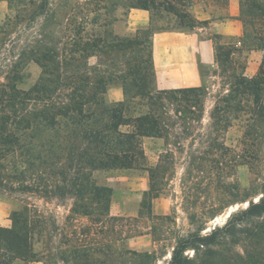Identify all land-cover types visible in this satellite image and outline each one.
I'll use <instances>...</instances> for the list:
<instances>
[{"label": "rangeland", "instance_id": "rangeland-1", "mask_svg": "<svg viewBox=\"0 0 264 264\" xmlns=\"http://www.w3.org/2000/svg\"><path fill=\"white\" fill-rule=\"evenodd\" d=\"M144 6L150 24L129 26L128 11ZM177 8L196 16L201 9L208 12L212 7L201 0H183ZM173 10L175 0H0V74L20 60L17 86L29 89L41 73L40 66L30 58L33 50L41 45L60 47L70 26L66 17L70 16L87 33L91 29L102 31L106 25L114 34L143 41L136 47L84 54L80 63L85 72L111 77L114 83L107 87L122 88L117 74L124 70L126 61L140 59L149 67L147 85L154 93L159 89L154 84L151 35L153 31L181 29ZM216 40L237 44L229 36ZM253 50L259 52L251 55L250 49L242 47V52L227 63L224 74L216 63L199 64L203 84L200 90L187 92L194 100L188 105L165 104L162 108L165 119L173 125L168 134L142 139L145 165L158 164L160 168L154 181L157 195L151 200L143 198L149 188L148 171L146 174L136 169L94 172L95 181L110 186L112 194L107 210L102 214L95 210L92 216L71 212L72 198L44 197L18 189L0 193V226L9 227L11 212L24 204L36 222L32 258L14 259L12 252L0 246V264H165L176 235L192 229L188 218L192 212L203 217L205 227H212L246 206L241 201L244 193L256 199L264 183V113L251 131L255 146H244L245 115L234 108L223 110V98L237 93L230 90L229 74L242 72L252 77L261 66L264 49ZM124 84V99L133 106L138 102V98H132L136 86L130 77ZM234 97L239 100V96ZM260 100L264 104V90ZM220 144L224 147L219 148ZM214 157L219 161L213 162ZM235 241L227 237L226 246L234 244L233 250L238 248ZM213 264H219L217 259Z\"/></svg>", "mask_w": 264, "mask_h": 264}, {"label": "trees", "instance_id": "trees-1", "mask_svg": "<svg viewBox=\"0 0 264 264\" xmlns=\"http://www.w3.org/2000/svg\"><path fill=\"white\" fill-rule=\"evenodd\" d=\"M181 1L175 0L172 11L179 28L192 31L207 23V19L200 20L179 10L177 5ZM201 1L212 7L208 10L212 18L227 16L229 0ZM237 17L243 24L240 45L217 41L221 35L212 37L215 63L222 74L228 70L227 63L233 56L242 52V47L264 49V0H238ZM66 19L70 20V26L60 47L41 45L33 50L30 58L40 66L41 73L29 89L17 86L20 60L0 74V193L18 189L44 197L72 198L71 212L92 216L95 210L98 214L107 210L112 194L110 186L95 181V171L146 169L149 188L143 198L151 200L157 195L154 181L160 168L158 164L145 165L142 139L168 134L173 125L165 119L162 108L165 104L188 105L194 98L187 92L200 90L201 86L153 93L147 85L146 61L135 59L125 62L117 78L122 80L125 95L124 83L130 77L136 86L132 98H138V102L133 106L128 99L109 102L105 92L114 79L85 72L81 57L140 46L143 41L114 34L106 25L102 31L91 29L87 33L79 22L72 21L70 16ZM229 77L230 90L237 93L223 98V110L234 108L245 115L242 144L255 146L251 131L255 120L264 113L260 100L264 90V60L252 77L242 72H233ZM250 101L252 105L245 106ZM241 201L246 206L231 212L221 225L213 227H205L203 217L192 212L188 217L192 229L176 235L165 264H213L216 259L219 264H264V183L256 199L244 193ZM10 220L9 227L0 226V246L12 252L14 259L29 260L36 222L28 205L13 210ZM229 236L235 238L238 248L233 250L234 244L226 246ZM222 245L227 248L222 250Z\"/></svg>", "mask_w": 264, "mask_h": 264}, {"label": "crops", "instance_id": "crops-1", "mask_svg": "<svg viewBox=\"0 0 264 264\" xmlns=\"http://www.w3.org/2000/svg\"><path fill=\"white\" fill-rule=\"evenodd\" d=\"M227 9V16L221 18H212L206 10L201 9L195 17L200 20L207 19V23L196 30L175 29L153 33L151 50L154 84L157 89L174 90L201 86L203 78L198 70L199 64L213 66L215 63L213 35L233 37L237 44L241 43L243 24L237 17L238 0H229ZM150 21L151 17L146 9L132 8L128 11L129 26L144 27L149 25ZM257 52L259 51L250 50L251 55H256ZM105 97L113 103L122 101L123 89L119 86H109L106 88ZM145 151L147 154V150ZM136 170L147 174L146 169ZM136 177L135 175L131 179L133 184ZM145 177L144 183L147 184V176ZM126 199L127 196L124 195V201Z\"/></svg>", "mask_w": 264, "mask_h": 264}, {"label": "water", "instance_id": "water-1", "mask_svg": "<svg viewBox=\"0 0 264 264\" xmlns=\"http://www.w3.org/2000/svg\"><path fill=\"white\" fill-rule=\"evenodd\" d=\"M229 216V214L227 215V217ZM213 227V226H212Z\"/></svg>", "mask_w": 264, "mask_h": 264}]
</instances>
